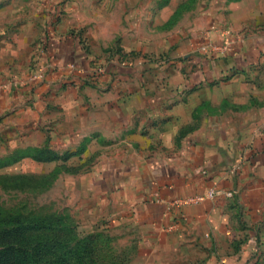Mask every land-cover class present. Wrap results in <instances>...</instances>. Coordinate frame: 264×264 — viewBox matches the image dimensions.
<instances>
[{"label": "crops", "instance_id": "1", "mask_svg": "<svg viewBox=\"0 0 264 264\" xmlns=\"http://www.w3.org/2000/svg\"><path fill=\"white\" fill-rule=\"evenodd\" d=\"M228 9L224 24L204 33L190 21L178 63H146L140 74L138 66L121 68L117 76H103L109 89L89 97L71 91L68 122L73 140L79 137L71 152L82 146L79 157L91 155L93 146L117 151L99 157L101 167L85 186L101 196L93 217L130 227L131 241L147 250L146 264L264 259V0H238ZM202 37L231 45L223 53L205 51L198 46ZM69 42L58 50L72 61L76 48ZM77 58L85 64L87 55ZM155 68H169L165 78ZM26 89L1 93L0 111ZM212 187L234 196L181 209L170 204ZM179 213L178 228L165 230Z\"/></svg>", "mask_w": 264, "mask_h": 264}, {"label": "rangeland", "instance_id": "2", "mask_svg": "<svg viewBox=\"0 0 264 264\" xmlns=\"http://www.w3.org/2000/svg\"><path fill=\"white\" fill-rule=\"evenodd\" d=\"M235 1L0 0V94L27 86V94L8 97L12 107L0 111V215L63 216L77 235L97 237L93 264H146L147 250L131 241L130 227L93 217L101 196L85 187L101 167L99 157L115 155L116 147L93 146L91 155L67 161H38L24 156L25 150L76 151L79 137L73 140L68 122L74 116L71 91L89 97L109 89L103 76L90 77L108 65L139 69L146 63H178L190 21L203 33L220 26ZM165 6L170 9L163 12ZM67 39L76 48L72 61L58 50ZM198 41L199 48L209 43L204 37ZM83 54L85 64H79ZM155 69V76L162 71L165 78L169 68ZM75 78L76 85L62 84Z\"/></svg>", "mask_w": 264, "mask_h": 264}, {"label": "trees", "instance_id": "3", "mask_svg": "<svg viewBox=\"0 0 264 264\" xmlns=\"http://www.w3.org/2000/svg\"><path fill=\"white\" fill-rule=\"evenodd\" d=\"M51 44L50 41L47 43L48 46ZM120 68L108 65L104 74L93 72L90 77L117 76L121 73ZM77 79L62 84L71 82L76 85L80 81ZM84 148L82 146L77 152L60 154L47 147H33L25 150L24 156L38 161H67ZM5 160L8 163L15 161ZM0 221V264H93L97 257L94 244L97 237L92 234L77 235L74 225L66 222L63 216L37 217L18 213L0 215ZM63 228L66 231H62Z\"/></svg>", "mask_w": 264, "mask_h": 264}, {"label": "built area", "instance_id": "4", "mask_svg": "<svg viewBox=\"0 0 264 264\" xmlns=\"http://www.w3.org/2000/svg\"><path fill=\"white\" fill-rule=\"evenodd\" d=\"M225 31H226L227 35L231 34V30L229 28L225 29ZM230 45H231L230 40L224 39V41L221 43H211V44H208L206 46L201 47V49L205 50V51L210 49L213 52L223 53V52L229 50ZM98 73H102V72H98ZM104 73H102V74H104ZM102 76H104V75H102ZM220 195L232 197L234 195V192L232 190H225V189H221L219 187H212V188H209L208 190H206L204 192H199V193L190 194V195H186V196L174 197L170 200V204L174 208L181 209L185 206L199 204V203H201L207 199H213V198H216ZM182 217L183 216L181 215V213L174 216L172 223H170V225L168 226V230H171V231L176 230L179 226V222H180V219Z\"/></svg>", "mask_w": 264, "mask_h": 264}]
</instances>
